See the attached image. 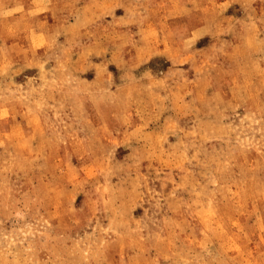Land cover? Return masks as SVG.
<instances>
[{"label":"rangeland","instance_id":"1","mask_svg":"<svg viewBox=\"0 0 264 264\" xmlns=\"http://www.w3.org/2000/svg\"><path fill=\"white\" fill-rule=\"evenodd\" d=\"M0 264H264V0H0Z\"/></svg>","mask_w":264,"mask_h":264}]
</instances>
